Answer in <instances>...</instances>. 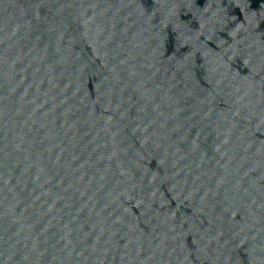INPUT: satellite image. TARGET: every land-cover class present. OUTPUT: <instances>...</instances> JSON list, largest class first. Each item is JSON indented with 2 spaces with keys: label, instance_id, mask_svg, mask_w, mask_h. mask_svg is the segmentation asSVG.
Wrapping results in <instances>:
<instances>
[{
  "label": "water",
  "instance_id": "water-1",
  "mask_svg": "<svg viewBox=\"0 0 264 264\" xmlns=\"http://www.w3.org/2000/svg\"><path fill=\"white\" fill-rule=\"evenodd\" d=\"M0 264H264V0H0Z\"/></svg>",
  "mask_w": 264,
  "mask_h": 264
}]
</instances>
